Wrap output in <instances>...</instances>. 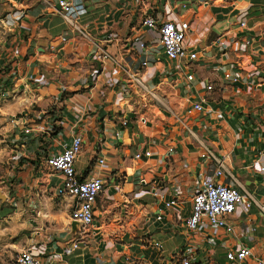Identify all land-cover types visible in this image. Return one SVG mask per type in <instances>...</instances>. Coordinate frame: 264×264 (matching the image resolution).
Segmentation results:
<instances>
[{"label":"crops","instance_id":"crops-1","mask_svg":"<svg viewBox=\"0 0 264 264\" xmlns=\"http://www.w3.org/2000/svg\"><path fill=\"white\" fill-rule=\"evenodd\" d=\"M88 3L93 8L87 14L92 20L91 34L99 38L106 26L121 27V40L107 44L106 48L112 55L117 54V59L121 57L123 62H129L132 54L127 53L122 37L130 21L128 12L122 14L116 0L108 3L88 0ZM182 13L191 20L188 36L197 44H206L219 33L238 39L254 36L251 57L246 55L242 59L245 63L250 59L259 61L258 68L263 72L264 0L210 1L206 5L201 0H190ZM237 14L246 20V29L231 25ZM1 15V30L5 34L1 44L3 53H12L8 43L11 37L16 34L20 40L18 49L22 61L17 73L15 76L5 73L2 77L17 85V96L27 98L19 101L23 105L19 109L33 104L39 109L78 110L80 119L73 131L82 135L83 143L74 162L76 172L80 177L98 173L106 179L105 188L94 204V221L99 228L88 233L77 247L69 248L73 237L67 236L72 221L68 213L65 223L46 232L38 230L41 237L30 247L34 253L45 258L52 248L63 253L61 247H66L54 264H173L185 247L186 236L191 235L184 220L191 209L193 188L202 176L212 174L216 165L211 157H198L197 153L205 147L216 156L225 155L226 170L215 176L217 180L233 182L241 191L256 195L264 190V173L251 167L256 158L264 164V85L257 89H252L250 84L239 88L225 81L219 69L213 71L207 64L196 65L192 85L201 86L207 78L214 80L218 87L211 95V104L222 109L224 116L213 118L208 112L191 116L183 96L185 82L180 78L165 80L160 64L141 69L140 73L150 87L160 83L155 94L166 107L147 102L151 99L148 95L140 97L138 93L126 91L125 70L116 74L110 62L96 67V61L88 54L91 45L87 38L69 35L68 40L62 41L61 34L68 32L67 23L59 13L46 11L39 0H0ZM217 56H212L211 64L222 61ZM138 61L133 64L134 68ZM95 71V82L89 83L86 77ZM28 73L38 79H28ZM234 103H240L243 112L236 109L233 114L227 113L228 107H235ZM244 109L250 118L248 122L240 120ZM171 114L185 125L172 123ZM63 129L71 133L68 124ZM116 130L119 136L112 140ZM178 136L181 141L175 142ZM174 142V151L166 153L167 145ZM136 152L141 154L138 158L134 157ZM101 156L106 158L102 166L96 162ZM21 166L23 169L16 177L24 180L20 183L24 187L22 195L30 193L31 187L39 188L41 195L48 198L64 195L63 203L70 211L71 196L55 194L42 176L44 170ZM139 176L146 183H139ZM0 192L4 194L3 186ZM172 197L177 199L176 204L167 206L165 202ZM229 219L234 223L235 234L228 242L233 246L246 243L254 254L264 259L263 218L256 206L248 212L237 208ZM248 224L254 229L246 238L242 229ZM207 230L208 227L204 228L202 233L207 234ZM220 233L223 234L221 230ZM193 235L198 243L194 254L197 259H205L210 264L224 260L220 241L211 246L203 241L206 236ZM244 264L260 263L248 258Z\"/></svg>","mask_w":264,"mask_h":264},{"label":"built area","instance_id":"built-area-1","mask_svg":"<svg viewBox=\"0 0 264 264\" xmlns=\"http://www.w3.org/2000/svg\"><path fill=\"white\" fill-rule=\"evenodd\" d=\"M109 1L105 0V3ZM116 1L122 14L128 12L126 14L130 17L122 36L127 53L132 54V59L127 63L123 62L121 57L117 59L118 55H112L106 48L107 44H115L121 40L119 33L121 27L106 26L103 35L99 38L91 34L92 20L88 18L87 14L93 11V8L88 0H39L46 11L59 13L67 23L68 32L61 34L62 41L68 40L69 35L87 38L91 45L88 54L91 60L96 61V67L99 64L110 62L114 66L116 74L125 70L128 78L126 91L133 94L138 93L140 97L150 96L151 99L147 102H158L166 107L165 103L155 94L156 86L160 83L150 87L140 73L141 69L156 64L161 65V73L165 80L180 78L185 82L186 93L183 96L188 101L187 112L191 116L203 112H208L213 118L224 116L222 109L211 104V95L218 87L214 80L207 78L201 86L192 85L196 65L207 64L213 71L219 69L225 81L239 88L246 84H250L252 89L264 85V70L261 72L258 68L260 62L250 59L252 52L250 46L256 41L254 36L247 35L238 39L219 33L210 42L197 44L192 42L188 36L191 31V20L182 13L188 7L190 0ZM201 3L209 4V0H201ZM234 19L231 25L247 28L246 20L239 17V14ZM15 35L8 42L11 45L12 53L8 51L1 56L0 76L2 77L5 73L15 76L17 66L22 61L18 49L20 40ZM215 47L218 51H214ZM217 54V57H221L222 61L211 64L212 56ZM246 55L250 56L247 58L250 59V62L245 63L242 59ZM10 56L12 59H8ZM136 57L139 61L137 67L134 68L133 64L137 62ZM224 64L225 68H223ZM249 64L250 67L247 66ZM95 73L96 71L91 72L86 77L89 83L95 82ZM28 79L35 81L38 78L33 73H28ZM6 81L9 82V80ZM13 88L18 87L13 85ZM117 92L123 94L121 90H117ZM233 105L235 107L227 108V113L233 114L236 109L243 112L240 103ZM30 111L23 112L17 117L19 121L16 123L13 139L15 140L14 144L20 145L21 148L19 152L14 151L12 159L16 164L12 166V170L18 174V171L23 169L21 165L30 169L44 170L42 176L50 187H53L55 194L66 193L71 196L69 218L79 222V228L69 245V248H75L88 233H93L99 228V225L94 221V204L105 188L106 179L98 173L80 177L76 172L74 162L81 152L83 143L82 135L73 131L80 119L78 110L56 107ZM171 115L174 120L172 123L179 122L185 125L178 116ZM141 119L144 121L145 118ZM240 120L243 122L250 120L245 109ZM64 124H68L70 134L64 131ZM118 136L119 130H116L111 138L116 140ZM178 137L175 142L181 141V136ZM175 142L167 145L166 153L170 154L174 151ZM145 154L148 155L149 151H145ZM140 155L139 152H136L134 157L138 158ZM197 155L198 157L213 158L216 165L212 174L202 176L198 186L193 188L191 209L184 220V226L191 235L186 236L185 247L176 256L173 264H210L205 259H197L194 255L198 243L195 241L193 233L206 236L203 241L211 246L215 245L217 241L221 242L224 247V260L214 264H244L248 258H254L258 263L264 264V259L254 254L248 244L241 242L233 246L228 242L235 234L234 223L229 219V216L237 208L248 212L252 206H256L259 215L263 218L262 225L264 226V190L256 195L248 191H241L238 185L233 182L217 180L215 176L223 174L226 170L225 155L216 156L208 147H205ZM257 159L252 162L251 167L264 173V164L259 163ZM105 160L106 158L101 156L96 159V162L102 166L105 164ZM138 182L146 183V180L139 176ZM176 202L177 199L172 197L165 204L172 206ZM206 227H208L207 234L202 233ZM253 229L254 226L248 224L242 229V235L249 238ZM220 230L223 232L222 235ZM61 248L63 253L52 248L53 251L45 258L40 253H34L30 248H22L18 251L15 264H54V260L58 256H62L66 250L64 246Z\"/></svg>","mask_w":264,"mask_h":264},{"label":"rangeland","instance_id":"rangeland-1","mask_svg":"<svg viewBox=\"0 0 264 264\" xmlns=\"http://www.w3.org/2000/svg\"><path fill=\"white\" fill-rule=\"evenodd\" d=\"M210 1L227 3L233 0ZM2 16H0V63L4 54L1 44L5 37L1 30ZM6 80L0 76V187L3 186L6 194L5 199L0 198V264H15L18 251L22 248H30L40 239L38 230L46 232L65 223L69 210L63 203L64 195L48 198L49 196L41 195L39 188L33 187L30 188V193L21 194V189L24 187H21L20 183L24 180L16 177V173L12 170L16 162L11 159L14 151L19 152L21 147L14 144L13 135L18 122L17 117L23 112L39 110L40 107L30 104L27 108L19 109L23 106L19 101H26L27 98L23 96L21 99V96H17L18 88L14 89V84ZM46 193L52 194L50 191Z\"/></svg>","mask_w":264,"mask_h":264},{"label":"water","instance_id":"water-1","mask_svg":"<svg viewBox=\"0 0 264 264\" xmlns=\"http://www.w3.org/2000/svg\"><path fill=\"white\" fill-rule=\"evenodd\" d=\"M0 198H5V195L0 192ZM219 217V215H218ZM79 228V222L77 220H72L70 223V229L67 236L73 237L77 229Z\"/></svg>","mask_w":264,"mask_h":264}]
</instances>
